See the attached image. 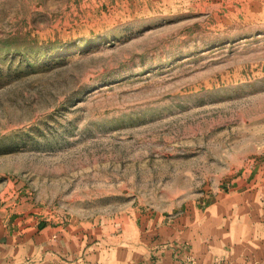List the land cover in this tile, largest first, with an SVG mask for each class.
<instances>
[{
	"label": "rangeland",
	"instance_id": "rangeland-1",
	"mask_svg": "<svg viewBox=\"0 0 264 264\" xmlns=\"http://www.w3.org/2000/svg\"><path fill=\"white\" fill-rule=\"evenodd\" d=\"M263 198L264 0H0V258Z\"/></svg>",
	"mask_w": 264,
	"mask_h": 264
},
{
	"label": "crops",
	"instance_id": "crops-1",
	"mask_svg": "<svg viewBox=\"0 0 264 264\" xmlns=\"http://www.w3.org/2000/svg\"><path fill=\"white\" fill-rule=\"evenodd\" d=\"M124 220L84 230L42 224L5 248L0 264H264V214L230 208L212 227L183 217L158 228Z\"/></svg>",
	"mask_w": 264,
	"mask_h": 264
}]
</instances>
